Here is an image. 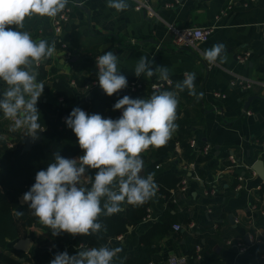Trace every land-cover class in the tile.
Masks as SVG:
<instances>
[{
	"label": "crops",
	"instance_id": "0c3cea01",
	"mask_svg": "<svg viewBox=\"0 0 264 264\" xmlns=\"http://www.w3.org/2000/svg\"><path fill=\"white\" fill-rule=\"evenodd\" d=\"M137 1L127 0L129 8L116 12L107 7L108 0H81L90 10L87 13L76 6L75 0H68V4L73 5V11L59 37L54 32V17L48 16L26 18L22 31L29 32L34 40L46 39L50 44L56 42V52L46 65L49 74L45 82L52 86L56 80L71 89L75 99L69 104L87 103L88 114L96 112L106 94L99 85L90 90L82 86L72 87L69 75L73 72L89 74L83 65L95 59L89 49L96 44L102 45L101 55L112 51L118 56V67L127 77V88L116 93L119 99L124 95L139 98V93L130 92L131 82L147 83L157 79L156 76L147 79L134 74L133 69L141 56L152 60L153 67L166 66L170 77L184 76L185 73L203 77L201 91L205 110L202 121L194 126L190 138H195L200 146L211 144L208 160L200 163L205 175H198L194 163L180 158V144L167 154L168 159L163 165L187 179L186 190L177 194L174 201L182 197L189 207L187 213L190 220L187 223L174 222L182 224V228L175 230L173 223L172 230L159 241V248L151 258L165 260L170 254L195 253L199 244L202 260L198 264H264V199H257L261 197L258 187L262 186L264 177L254 169L257 161L262 160L264 164V98H254L248 110L243 109L248 95L264 97V0L249 6L244 4L247 0H180L172 6L166 5L172 0H149L158 14L154 17L144 9H136ZM170 23L177 26H211L213 31L196 50L173 43ZM107 35L125 37L133 42L153 38L155 42H137L136 48H128L104 42ZM60 42L66 43L73 52L70 60L65 58ZM220 43L225 46L224 60L221 62L218 59L210 65L201 53ZM106 47L109 48L104 51ZM245 51H249L250 55L247 60L240 61L239 56ZM235 74L262 83L243 89L240 84L231 83ZM3 87L0 83V89ZM214 91L225 96H215ZM40 99L63 104L57 98L48 99L45 90ZM63 121L59 126L51 125L46 137L70 139L74 133ZM0 122V152L15 151L14 146L11 148L8 144L17 143L24 134L23 130L10 131L11 121L3 117ZM151 153L152 148H149L142 154V175H147L145 168ZM76 157L79 156L73 158ZM211 163L216 166L211 167ZM234 173L243 177L240 189L235 184ZM211 187L215 193L206 194V189ZM125 207L126 203L122 209L125 210ZM167 207L157 189L156 196L150 200L154 218L142 220L128 228L127 232L110 238L113 247L123 248L120 254L123 264H129V259L139 254L141 234L153 222L160 220ZM178 210L181 211L180 206ZM171 212L176 213L174 209ZM24 237L32 240L26 251L31 258L30 264H50L56 253L67 251L70 255L75 254L81 245L76 244L74 237L67 233L54 237L50 229L39 222L28 227ZM238 242L246 244L247 250L240 251Z\"/></svg>",
	"mask_w": 264,
	"mask_h": 264
},
{
	"label": "clouds",
	"instance_id": "9594fccd",
	"mask_svg": "<svg viewBox=\"0 0 264 264\" xmlns=\"http://www.w3.org/2000/svg\"><path fill=\"white\" fill-rule=\"evenodd\" d=\"M67 4L68 0H0V83L4 85L0 89V113L11 121L10 131L23 130V135L33 141L44 131L37 104L45 84L38 80L37 68L54 55L56 42L34 40L22 29L26 18L54 17ZM107 7L122 12L129 4L127 0H108ZM224 51L222 43L214 44L201 55L212 65L218 59L223 62ZM118 62L112 51L96 57L98 85L109 97L128 86ZM133 71L147 79L170 78L166 66L153 67L147 56L137 60ZM184 76L174 90L153 91L144 99L124 95L113 105V111L121 110L116 119L88 114L79 107L72 109L65 123L77 137L83 155L65 158L55 152L53 161L36 173L35 183L22 196V202L54 237L67 233L100 238L107 231L101 216L120 213L125 203L142 206L156 196L155 174L142 175V154L149 148L165 146L177 130L179 93L187 90L197 99L203 97L196 91L195 73ZM122 252V247L108 244H81L75 254L56 253L50 264H123Z\"/></svg>",
	"mask_w": 264,
	"mask_h": 264
},
{
	"label": "trees",
	"instance_id": "16d2710c",
	"mask_svg": "<svg viewBox=\"0 0 264 264\" xmlns=\"http://www.w3.org/2000/svg\"><path fill=\"white\" fill-rule=\"evenodd\" d=\"M104 42H111L113 43L112 45L120 44V46L128 48H136L138 46L137 42L116 35L105 36ZM108 48L109 47L103 49L106 51ZM101 51V44H96L89 49V52L95 57L101 55ZM50 62L49 58L46 59V61H42L39 65L38 80L43 81L45 84V96L48 99L51 97L57 99L63 97V104L39 99L37 107L41 113L40 123L44 126L43 140L35 144L30 150L21 151L20 148L24 144V141L19 139V141L14 144L13 148L16 149L15 151L9 150L0 152V264H30L31 262V258L28 256L27 252L13 247L11 243L26 236L27 228L38 222L37 218L32 214V211L28 208V205L26 203L21 205L19 201L20 195L27 192L35 183L36 173L47 168L48 164L53 161V154L55 152L59 151L65 158L83 155L75 134H73L70 139L46 137L51 125L59 126L62 124L64 122L63 117H67L73 108L79 107L84 109L88 106L87 103H81L77 106L70 105L69 103L75 99V94L71 89L56 80L53 81L52 86L45 82L49 74L46 65ZM83 67L89 71L88 75L78 74L76 72L69 75L70 79L76 80L77 87L83 86L94 77H97L98 69L95 59L86 62ZM171 78L173 79V83L161 89L155 90L147 87L140 90L139 94L141 99L150 96L153 91L173 89L175 83L182 81L185 76L178 74ZM203 82L204 78L196 75L195 85L197 93L202 92L201 87ZM182 93L183 96L188 99V103L192 101L193 108L191 110L187 108L182 109V107L177 108L178 119L176 120V124L178 127L176 135H172L165 146L159 149L152 148L150 162L145 168L146 174H155L154 179L158 186V191L162 196V201L166 203L168 207L165 209L160 220L153 222L149 229L141 234L140 243L142 247L137 256H133L129 259V264H147L152 259V254L159 248V241L172 230V224L179 221L181 223H187L190 220L187 213L189 207L183 202L181 196L180 199L174 201L175 195L172 193V190L178 188L183 177L177 175L172 170H168V167L163 165L168 159L167 154L171 149L174 148L176 144H180L182 148V156L180 158L187 163H194L198 175L201 177L205 175V170L200 167V163L204 160H208V157L202 155L200 151L194 150L188 142V139L193 136L194 126L202 121L205 110L203 97L197 99L195 96L189 95L187 90ZM118 99L119 97L116 94L111 97L105 95L95 113L100 114L104 118H119V110L113 111V105ZM1 117H3L2 113H0V118ZM210 166L214 167L216 164L211 163ZM234 175L235 184H238L239 174L234 173ZM263 191L264 182L261 186L260 196H262ZM178 206H180L181 211L178 210ZM149 207L150 201L138 207L126 204L125 210L122 209L118 214L110 217L101 216V221L106 225L107 231L102 232L100 238L96 236H75L74 242L76 244H86L87 246L108 244L113 247L110 238L121 235L128 231L129 226H135L140 223ZM171 209H174L176 213H172ZM18 212L22 213V215H17ZM41 240L42 239L39 241Z\"/></svg>",
	"mask_w": 264,
	"mask_h": 264
},
{
	"label": "built area",
	"instance_id": "2783aa9c",
	"mask_svg": "<svg viewBox=\"0 0 264 264\" xmlns=\"http://www.w3.org/2000/svg\"><path fill=\"white\" fill-rule=\"evenodd\" d=\"M256 1L258 0H247L245 1L244 4L246 6H249L250 4ZM178 3H180V0H172L171 2H168L166 5L172 6ZM229 7H231V5H229ZM135 8L138 10H142V9L146 10L148 15L151 17L158 15L156 10L151 6L149 0H138L135 4ZM72 11H73V5L67 4L65 9L62 12L54 16L53 27H54V32L58 37L62 33L64 23L68 21V19H70ZM169 29H170V32L173 34L174 44L179 45V46L189 47L191 49H196V50L199 49L200 43L208 39V37L211 35L213 31V28L211 26H177L172 23L169 24ZM262 36L264 38V32ZM60 44H61V47L64 49L65 58L67 60H70L73 56V52L70 49H68L66 43L60 42ZM249 55H250V52L245 51V53L239 56L240 61L247 60ZM98 56L100 55H97L96 57ZM96 57H95V62H96ZM172 83H173V79L171 77L169 78L168 81H160L158 79L152 80L147 83H144L141 81H133L129 85V90L130 92H133V93H137V92L139 93L140 90L145 89L147 87L158 90L168 85H171ZM231 83L232 84L238 83L241 85L243 89H250L252 88L254 84H257V83L261 84L262 82L256 81L255 79H252V78H245V77L235 74L233 79L231 80ZM70 84L72 87H77L75 79H71ZM97 85H98V78L94 77L93 79L85 83L82 87L85 88L86 90H90ZM214 95L221 96V97L225 96L224 93H221L219 91H214ZM58 100L60 102H63V97H59ZM82 110L88 112L86 108ZM119 113L121 115V110H119ZM65 118L66 117L64 116L63 119L65 120ZM188 142L194 150L200 151L202 155L208 157L211 154V144L205 143L200 146L198 141L195 138H189ZM262 143H264V140ZM8 145L11 148L14 146L13 143H9ZM233 161L235 160L233 159ZM242 178H243L242 176L240 175L238 176V179H239V182L237 184L238 189L242 187V183H241ZM186 185H187V179L184 177L180 185L178 186V188L175 190H172V193L176 196L177 194L184 192L186 190ZM258 189L261 190V185L258 187ZM205 193L206 194L215 193V189L212 187L207 188ZM257 199L258 200L264 199V191L262 193V196L260 198L257 197ZM253 207H256V205H253ZM153 218H154L153 211L149 207L147 209L146 215L143 217V220L148 221ZM173 228L175 230H179L182 228V224L174 223ZM228 242H231V241L228 240ZM237 246L240 251H246L248 248L247 245L242 242H238ZM200 249H201V245L198 244L195 247V253H185L181 255L170 254L165 260L151 259L147 264H198L200 263V260H202ZM1 264H7V263H1Z\"/></svg>",
	"mask_w": 264,
	"mask_h": 264
},
{
	"label": "water",
	"instance_id": "95a60500",
	"mask_svg": "<svg viewBox=\"0 0 264 264\" xmlns=\"http://www.w3.org/2000/svg\"><path fill=\"white\" fill-rule=\"evenodd\" d=\"M75 3H76L77 7L84 9L87 13H90L89 8L85 4H83L81 2V0H75ZM147 41L155 42V40L153 38L140 39L137 42L140 44H143L144 42H147ZM260 89L261 88L259 87L258 90L260 91ZM254 98H264V97L260 96L259 94L248 95L245 102H244V108H243L244 111L248 110V108H249V106H250V104ZM38 136H39V138L36 139L35 141H33L31 139V137H27V136L22 135L21 139L24 141V144L21 147V151L30 150L35 144L40 143L44 138V131L38 132ZM254 169L256 170V172H258V174H260L262 177H264V164H263L262 160L257 161V163L254 165ZM22 196H23V194L20 195L19 201H20L21 205H24L25 203L22 202ZM130 227L131 226H129V228ZM31 243H32V240L29 237H21V238L15 240L12 246L26 252V251H28Z\"/></svg>",
	"mask_w": 264,
	"mask_h": 264
},
{
	"label": "rangeland",
	"instance_id": "374dc122",
	"mask_svg": "<svg viewBox=\"0 0 264 264\" xmlns=\"http://www.w3.org/2000/svg\"><path fill=\"white\" fill-rule=\"evenodd\" d=\"M170 90H174V88H173V89H170ZM137 93H138V92H137ZM151 94H152V93H151ZM138 95H139V94H138ZM138 97L141 98L140 96H138ZM178 100H179V105H178V107H182V109L187 108V109H190V110L193 108V103H192V101L188 103V99H187L185 96H183V93H179ZM183 105H184V106H183Z\"/></svg>",
	"mask_w": 264,
	"mask_h": 264
}]
</instances>
